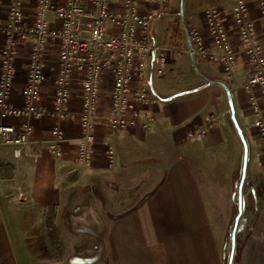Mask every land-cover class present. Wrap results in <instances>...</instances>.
Listing matches in <instances>:
<instances>
[{"label": "crops", "instance_id": "crops-1", "mask_svg": "<svg viewBox=\"0 0 264 264\" xmlns=\"http://www.w3.org/2000/svg\"><path fill=\"white\" fill-rule=\"evenodd\" d=\"M64 2L55 0L58 5ZM82 3L87 6L89 0ZM243 3L261 32L257 0ZM35 4L36 0H23L27 26L34 21ZM234 5L235 0H166L154 13L149 42L183 50L188 45L187 31L193 29L213 51L205 20L210 11L217 10L225 19L231 42L239 47L237 26L229 17ZM8 7L9 0H0V28L7 24ZM46 19L55 23L52 14ZM33 43L27 38L18 45L11 91L14 105H23L26 55ZM2 44L0 32V52ZM162 55L163 63L159 52H150L144 67V84L155 97L152 107H138L137 123L116 133L100 117L93 130L92 159L81 164L75 149L82 134L81 75L75 72L66 116L58 118L52 108L57 45L49 42L44 53L48 81L35 103L46 115L0 119V125L29 123L33 129L32 144L22 150L20 158L13 156L14 146L0 142V264H29L21 239L22 213L36 208H54L61 243L59 220L66 214H58L59 209L68 213L71 227H102L97 264H228L232 252L229 228L234 229L238 215L235 187L244 156L234 123L247 145V165L231 264H264V143L253 125L258 119L264 122V103L259 90L248 84V59L236 61L229 74L222 64L201 56L169 51ZM103 103L104 97L99 101L101 108ZM211 115L217 118L215 127L203 136L195 135L196 127ZM55 127L64 139L59 143L63 152L59 160L47 149L54 141ZM108 146L116 151L112 169L107 168ZM103 210L111 217L99 223L97 216L101 218L99 211ZM238 241L252 246L239 250Z\"/></svg>", "mask_w": 264, "mask_h": 264}, {"label": "built area", "instance_id": "built-area-1", "mask_svg": "<svg viewBox=\"0 0 264 264\" xmlns=\"http://www.w3.org/2000/svg\"><path fill=\"white\" fill-rule=\"evenodd\" d=\"M166 0H65L62 5L55 0H36L34 21L25 25L22 12L23 0H9L7 24L0 28L3 44L0 52V119H38L46 110L36 107L42 86L48 81L44 53L49 42L57 45L56 64L58 73L54 79L55 95L53 113L65 118L69 99V86L78 72L82 92L79 125L81 138L76 143V160L89 164L94 154L96 121L102 117L110 132L116 133L138 121V109L149 110L155 97L144 84V67L152 51L184 53L201 56L209 62L220 63L231 74L236 61L246 57L251 66L248 84L256 87L264 103V0H257V16L262 21L258 30L252 12L243 0H235L229 17L237 26L239 47H235L228 35L224 17L217 10L209 12L205 20L207 36L213 45L208 50L199 32L187 31L188 45L185 49L163 48L149 42L150 23L154 13L164 6ZM52 14L55 23L46 16ZM32 38L34 43L26 55L27 78L21 91L23 105L11 102L15 80V61L20 41ZM104 97L101 108L99 101ZM139 107V108H138ZM105 110L103 114L102 110ZM217 118L211 115L196 127L195 135L203 136L215 127ZM254 127L264 143V122L254 121ZM33 129L29 123L16 126L0 125V142L15 147L13 156L20 158L23 149L32 144ZM54 141L48 151L54 159H61L59 147L63 134L53 128ZM107 168L112 169L116 151L106 148Z\"/></svg>", "mask_w": 264, "mask_h": 264}, {"label": "rangeland", "instance_id": "rangeland-1", "mask_svg": "<svg viewBox=\"0 0 264 264\" xmlns=\"http://www.w3.org/2000/svg\"><path fill=\"white\" fill-rule=\"evenodd\" d=\"M239 182L240 179L237 180L235 187L236 198L238 195ZM63 212L64 211H61L60 209L58 210V214L60 213L61 216L66 214V218H60L59 220V229L61 230L62 236H60V239L63 238V240L62 243L61 240L59 241L60 245L57 248L50 245L47 237V229L44 226V218L47 211L36 208V210H32L28 213H22L23 227L21 239L23 247L27 252L29 264H97V260L102 248L101 229L103 228L93 224L83 228L71 227V225L68 223L70 220L67 221V219H69L67 218L69 217L67 215L68 213L64 212L63 214ZM83 213L84 211L82 214ZM99 213L101 214V218L97 216L99 223L106 222L107 219L111 217L110 212L103 210L102 212L99 211ZM28 218L31 219L28 220ZM238 226H236V231L238 230ZM232 230L233 226L229 228V232L231 231V236ZM72 233H84L85 236L80 238ZM238 243L240 245L239 250L248 249L251 248L248 246H252L251 242H247L245 245H242L240 241H238ZM234 250H236V247Z\"/></svg>", "mask_w": 264, "mask_h": 264}, {"label": "water", "instance_id": "water-1", "mask_svg": "<svg viewBox=\"0 0 264 264\" xmlns=\"http://www.w3.org/2000/svg\"><path fill=\"white\" fill-rule=\"evenodd\" d=\"M230 105H231V103H230ZM231 111L233 113L232 109H231ZM232 119L234 120L233 116H232ZM234 124H235L237 133H238V135H239V137L241 139V142L243 144V147H244V156H243L242 173H241V178H240V182H239V186H238V215H237V217L235 219L234 229H233V232H232V252H231V256H230V260H229L228 264L232 263L234 240H235V229H236V225H237L239 216H240L241 211H242V187H243V183H244V179H245L246 165H247V145H246V142H245V139L243 137V134H242L241 130L238 128L236 123H234Z\"/></svg>", "mask_w": 264, "mask_h": 264}, {"label": "trees", "instance_id": "trees-1", "mask_svg": "<svg viewBox=\"0 0 264 264\" xmlns=\"http://www.w3.org/2000/svg\"><path fill=\"white\" fill-rule=\"evenodd\" d=\"M56 212L54 208H49L44 218V225L48 231V239L52 247L59 246V234L55 226Z\"/></svg>", "mask_w": 264, "mask_h": 264}]
</instances>
